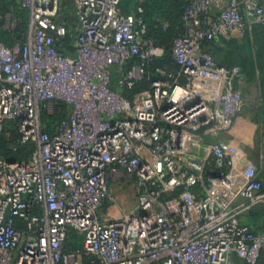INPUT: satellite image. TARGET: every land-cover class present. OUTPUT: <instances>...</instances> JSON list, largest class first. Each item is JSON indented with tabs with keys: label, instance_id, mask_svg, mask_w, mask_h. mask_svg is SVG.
I'll return each instance as SVG.
<instances>
[{
	"label": "built area",
	"instance_id": "obj_1",
	"mask_svg": "<svg viewBox=\"0 0 264 264\" xmlns=\"http://www.w3.org/2000/svg\"><path fill=\"white\" fill-rule=\"evenodd\" d=\"M123 1L73 0L69 29L61 0H22L26 35L0 41V135L14 123L17 144L34 146L24 161L0 154V264H257L264 231L248 215L264 205V180L213 138L262 105L203 44L264 24V0H188L178 69L156 78L148 69L164 50L147 38L142 0L129 14ZM144 79L147 89L124 96ZM56 103L69 114L49 134L41 114ZM120 181L133 211L108 217ZM71 230L81 250L65 248Z\"/></svg>",
	"mask_w": 264,
	"mask_h": 264
},
{
	"label": "trees",
	"instance_id": "obj_2",
	"mask_svg": "<svg viewBox=\"0 0 264 264\" xmlns=\"http://www.w3.org/2000/svg\"><path fill=\"white\" fill-rule=\"evenodd\" d=\"M13 2L14 0H0L1 25L4 22L5 15L9 12V4ZM137 3V0H135L133 7L128 10V12L123 10L124 6L122 3L123 12L126 14L131 13L137 6ZM187 5L188 0H142L141 6L144 10L142 16L148 29L147 38L164 50V54L161 58H156L150 63L148 71L152 78H156V69L158 68L167 67L168 69H178L172 57V49L175 39L184 33L182 17ZM24 11L26 12L27 19L18 14L14 15V23H17V27L15 29L7 28V30H5V38H0L1 42L10 47L17 40L21 39L22 36L26 35L28 31L29 11L27 8H25ZM57 20L60 24L65 25L69 29L75 27L76 19L73 0H61V11ZM165 23L169 25V31H167L168 29L165 30ZM221 40L226 41L224 39ZM71 41L72 38L67 37L65 44L69 45L72 43ZM226 44L227 49L224 62L223 64H219L227 68H239L245 77V81H259L261 86L264 87V24L256 25L253 29L252 38L247 34L242 44ZM217 47V41L205 42L203 44V48L213 53L214 57ZM114 82L115 76L113 77V83ZM148 87L149 82L144 79L138 82L132 90H124L123 94L130 100H133L139 92ZM68 114V107L62 103H56L53 113L43 111L41 120L45 127L44 130L49 134H53L56 126L61 121L67 119ZM17 140L18 130L15 124H7L4 132L0 135V154L9 161L19 162L27 160L34 150L33 145L20 146L17 144ZM12 145H14L15 148H12ZM105 206H108V204L106 203ZM259 217H264V205L256 206L248 215L250 219ZM250 225L256 231H264V229H256L253 224ZM65 248L70 251L81 250L82 235L77 231L71 230L65 243ZM238 264L248 263L240 262ZM257 264H264V255L261 256Z\"/></svg>",
	"mask_w": 264,
	"mask_h": 264
},
{
	"label": "rangeland",
	"instance_id": "obj_3",
	"mask_svg": "<svg viewBox=\"0 0 264 264\" xmlns=\"http://www.w3.org/2000/svg\"><path fill=\"white\" fill-rule=\"evenodd\" d=\"M134 1L135 0H124L123 10L128 12V10L133 7ZM23 8L22 0H14L12 4H9V12L5 15L2 25L0 24V38H5V30H7V28L13 29L14 15L18 14L26 18L25 8ZM165 24V30H167L169 25L167 23ZM255 26L248 28L240 40L223 41L225 47H217L216 49V61L223 64L227 49L226 43L242 44L247 34L252 38ZM167 31H169V29ZM243 81L238 79L237 86H241L242 84L244 87L249 88V90L251 89L252 94L258 95V97L261 94L263 96V99H260V97L259 99H255L252 97L250 99V104L254 105L252 103H259L262 106L258 110H252L250 106L246 107L243 112L236 117L229 128L219 130L213 139L221 144H226L234 155L237 156L242 165L257 168L261 173L260 176L264 179V87L261 86L259 81H246L245 83H243ZM247 83L249 86H247ZM231 135H233V137L230 138L229 136ZM237 153L239 154L237 155ZM111 190L112 198L107 203L108 206L103 208V213L107 214L108 217H122L132 212L134 194L132 193L131 184L126 181L114 182L112 183ZM130 203L132 205H130ZM251 220L256 229H264V217Z\"/></svg>",
	"mask_w": 264,
	"mask_h": 264
},
{
	"label": "crops",
	"instance_id": "obj_4",
	"mask_svg": "<svg viewBox=\"0 0 264 264\" xmlns=\"http://www.w3.org/2000/svg\"><path fill=\"white\" fill-rule=\"evenodd\" d=\"M217 46H218L219 48H221V47L224 48V47H225V44L223 43L222 40H218V41H217ZM247 86H249V85L247 84ZM245 91H246V98H247L248 101H250V99H251L252 97H254L255 99H257V98L259 99V97H260V99H263L262 94L258 97V95L252 94V90H251V89L249 90V88H246V87H245ZM229 137L231 138V137H233V135H231V136H229ZM226 138L228 139L227 136H226ZM260 174H261V173H260ZM260 177L262 178V180H264L262 176H260ZM111 186H112V185H111ZM132 193H133V192H132ZM134 202H135V199H134ZM133 206H134V205H133ZM248 219H249L250 224H252V223H251V221H252L251 219H253V218H251V219L248 218ZM239 263H240V262H239Z\"/></svg>",
	"mask_w": 264,
	"mask_h": 264
},
{
	"label": "water",
	"instance_id": "obj_5",
	"mask_svg": "<svg viewBox=\"0 0 264 264\" xmlns=\"http://www.w3.org/2000/svg\"><path fill=\"white\" fill-rule=\"evenodd\" d=\"M263 255H264V250H263Z\"/></svg>",
	"mask_w": 264,
	"mask_h": 264
},
{
	"label": "bare ground",
	"instance_id": "obj_6",
	"mask_svg": "<svg viewBox=\"0 0 264 264\" xmlns=\"http://www.w3.org/2000/svg\"><path fill=\"white\" fill-rule=\"evenodd\" d=\"M130 205H132V204L130 203Z\"/></svg>",
	"mask_w": 264,
	"mask_h": 264
}]
</instances>
